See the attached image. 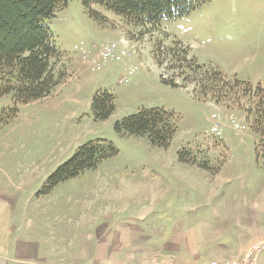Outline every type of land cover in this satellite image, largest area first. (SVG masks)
<instances>
[{
    "label": "rangeland",
    "instance_id": "1",
    "mask_svg": "<svg viewBox=\"0 0 264 264\" xmlns=\"http://www.w3.org/2000/svg\"><path fill=\"white\" fill-rule=\"evenodd\" d=\"M93 7L106 17L105 23L91 16L81 0L70 1L50 20L57 47L66 54L57 62L64 77L49 96L22 104L13 119L0 125V185L44 196L40 190L48 185L49 176L81 145L105 138L118 152L97 167L58 183L51 197H80L91 189L101 205L119 203L121 197V202L125 200L134 209L138 200L150 198L147 187L165 185L175 195L158 206L155 214L171 220L168 217L201 212L199 195L192 190L190 197L183 196V185H218L215 190L222 197L217 198L223 203L263 191L264 93L258 85L264 87V0H211L151 32L125 24L105 7ZM120 37L128 38L131 55L142 57L132 65L137 67L134 73L123 71V65L104 76L103 72H91L75 53L76 45L89 49ZM173 40L188 47L193 64L202 66L199 71L185 68L189 72L186 80L174 75L170 57L161 56L162 65L156 58L158 45L175 47ZM163 65L166 78H179L178 84L183 86L162 82ZM206 70L215 77L209 79ZM123 73L127 74L126 83L118 82ZM91 76L100 77L98 86L106 85L115 95L113 117L90 120L89 111L83 113L92 94L93 81L86 83ZM204 85L214 87L216 94L207 95ZM148 103L164 106L178 119L168 148L152 145L145 135L121 136L114 130L116 119ZM11 104V95L0 96V114L8 113ZM215 107L226 116V137L211 132L209 115ZM231 116L240 123L239 128L230 125ZM180 150L194 163L180 160ZM173 212L176 214L171 215ZM207 217L213 229L225 224L215 216Z\"/></svg>",
    "mask_w": 264,
    "mask_h": 264
},
{
    "label": "crops",
    "instance_id": "2",
    "mask_svg": "<svg viewBox=\"0 0 264 264\" xmlns=\"http://www.w3.org/2000/svg\"><path fill=\"white\" fill-rule=\"evenodd\" d=\"M75 53L89 70L88 63ZM138 59L141 55H130L119 65L109 62L98 72L111 74L122 65L128 72ZM99 78H86V83L93 81L91 97L83 107L90 120L95 119L90 114L92 96L100 88L108 89L98 86ZM154 106L158 105L144 104L127 114ZM152 186L145 189L150 190V198L138 200L132 209L121 197L119 203L101 205L91 189L80 197L53 198V190L35 196L20 193L14 185H0V264H208L212 258L245 259L254 244L264 242V190L223 203L217 198L222 197L215 190L218 185H183V196L190 197L192 190L199 195L201 212L168 220L155 212L175 191L165 185ZM215 200L220 202L213 204ZM207 216L225 224L213 229ZM256 263L264 264V249Z\"/></svg>",
    "mask_w": 264,
    "mask_h": 264
},
{
    "label": "trees",
    "instance_id": "3",
    "mask_svg": "<svg viewBox=\"0 0 264 264\" xmlns=\"http://www.w3.org/2000/svg\"><path fill=\"white\" fill-rule=\"evenodd\" d=\"M70 1L72 0H0V96H12L8 113L0 114V125L13 119L22 104L49 96L61 84L64 73L57 67V62L66 54L57 47L50 20ZM81 1L91 16L102 24L106 22V17L93 5L113 11L123 18L125 24L141 26L146 29L145 32H151L164 22L193 13L211 0ZM172 46L175 47L158 45L155 52L159 65H162L163 61L161 56L170 57L174 64L172 67L176 68L174 75H182L184 80L189 74L185 68L191 71L201 70L202 66L193 64L189 48L184 47L181 41L175 40ZM183 62L186 65H182ZM204 72L209 79L215 77L212 73L208 75L207 70ZM160 77L162 82L170 86H183L178 84L175 78L168 79L162 74ZM204 87L207 95L213 97L216 94L214 87ZM258 88L264 93L263 86L258 85ZM115 108V95L111 91L105 88L95 91L91 101V113L96 120L109 118ZM177 129L176 115L161 106L143 107L114 122L117 134L145 135L152 145L160 148L170 146ZM117 152V147L105 138L84 143L49 176L48 185H44L40 193L49 194L61 181L77 176L86 169L97 167ZM179 157L182 161L194 163L186 157L184 150H180Z\"/></svg>",
    "mask_w": 264,
    "mask_h": 264
},
{
    "label": "built area",
    "instance_id": "4",
    "mask_svg": "<svg viewBox=\"0 0 264 264\" xmlns=\"http://www.w3.org/2000/svg\"><path fill=\"white\" fill-rule=\"evenodd\" d=\"M76 52H78L84 61L88 63L89 70L92 72L101 71L109 62H123L126 61L131 55V51L127 46V39L123 38L120 41L108 40L99 45H96L94 48H86L84 46L76 45ZM137 48H134L136 51ZM136 66H130L128 72H136ZM165 65L162 66V75L166 78L167 74L164 72ZM176 79V82H180ZM127 81V74L119 78L120 83ZM226 116L222 115L218 107L210 113L209 120L211 122V132L219 137H222L223 130L225 127L224 120ZM230 125L234 128H239L240 123L236 121V118L231 116L229 117ZM264 249V242L254 244L247 253L245 259H235V258H212L208 264H257L256 256L257 254Z\"/></svg>",
    "mask_w": 264,
    "mask_h": 264
}]
</instances>
